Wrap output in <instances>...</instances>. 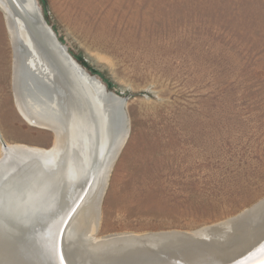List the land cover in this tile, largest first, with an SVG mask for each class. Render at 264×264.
I'll use <instances>...</instances> for the list:
<instances>
[{
  "label": "rangeland",
  "instance_id": "1",
  "mask_svg": "<svg viewBox=\"0 0 264 264\" xmlns=\"http://www.w3.org/2000/svg\"><path fill=\"white\" fill-rule=\"evenodd\" d=\"M36 2L73 59L127 97L96 236L193 230L264 198V0ZM7 31L0 9V137L50 147L15 108Z\"/></svg>",
  "mask_w": 264,
  "mask_h": 264
},
{
  "label": "bare ground",
  "instance_id": "2",
  "mask_svg": "<svg viewBox=\"0 0 264 264\" xmlns=\"http://www.w3.org/2000/svg\"><path fill=\"white\" fill-rule=\"evenodd\" d=\"M17 1L30 13L28 0ZM10 6L9 0H0L8 36L13 45L19 40L27 47L15 48V108L30 125L52 130L54 141L47 148L7 144L23 150L7 163L1 146L0 264H52V246L64 221L60 238L65 264H264V198L193 230L95 235L112 158L129 134L122 110L126 101L107 89L103 93L104 84L86 76L85 69L84 79L76 74L75 83L99 107L93 105L92 117L77 108V92L48 54L32 48L31 32ZM75 111L82 113L79 118ZM88 180L82 200L69 214ZM195 230L202 233L191 234ZM200 233L207 242L186 245L180 239ZM183 250L188 251L182 255ZM172 251L179 254L169 256Z\"/></svg>",
  "mask_w": 264,
  "mask_h": 264
},
{
  "label": "water",
  "instance_id": "3",
  "mask_svg": "<svg viewBox=\"0 0 264 264\" xmlns=\"http://www.w3.org/2000/svg\"><path fill=\"white\" fill-rule=\"evenodd\" d=\"M9 1H10V4L12 5L10 7H12L16 16L19 19L24 20L26 27L28 28V30L32 34V39H31L32 40V43H31L32 48L35 50H36V48H40L41 50H43L46 53V55L48 54L47 56H50L49 58L52 60V64L56 65V67H54V68H57L58 71L64 73L65 78L69 82V85H70L71 89L73 90V92H77V94L79 96L77 98V100L80 104V105H78L77 108H79L80 110H83L87 116H88V113L91 116V113L94 110L93 105L95 104L96 107H99L98 106L99 104L97 101L95 103H93L90 99L88 100V98L86 96H84V94L82 92H80V89L77 88V85H76L75 80H74V79H76V74L84 79V76H82V75H83L85 69L73 59V57L68 53L66 47L60 43V41L57 38L54 31L51 29V27L46 22V18L43 17L42 12L40 10V7L38 6L36 0H28V3H29L28 6L30 7V13L25 12L24 6H22V4L20 2H18L17 0H9ZM9 45H11V49H12V53H13V61L15 58V48H17V46H18L19 50L21 49V47L23 49L27 48L26 45H24L19 40H18L17 45H13V43L10 40ZM52 54L55 57H53ZM70 71H72V72H70ZM87 75H88V73L86 72V76ZM12 88H13V83H12ZM105 91H106V87L103 86V93H105ZM115 96L121 98L120 96H118L116 94H115ZM122 98H123L124 102L127 100V97H125V98L122 97ZM108 99H112L113 101L116 100V98H112V97H110ZM14 103H15V100H14ZM122 110L124 112L123 114L126 115L124 107ZM75 114L79 118L82 113L79 114L78 111H75ZM126 125H127V123H126ZM126 125H125V127H126ZM128 133H129V131H128ZM127 136H128V134L125 136L126 139H127ZM93 141H94V143L96 142L95 137L93 138ZM0 142H1V146L4 150V157L3 158H6V163L11 161L10 159H12L13 154L15 155V153H17L18 151L23 152V150L15 149L14 147L10 148L7 144L4 143V141L1 139V137H0ZM125 142L126 141H124L122 143L119 150L116 152V157L114 156L112 158V161H111L112 165L115 163V160L118 157V153H120ZM40 156L44 157L42 154H40ZM111 170H112V167L110 168V171ZM110 171H109V173H110ZM90 180H88L86 182L85 187L83 188L80 196L76 199V201L73 205V209L69 212V214L78 206V204L82 200L85 192L87 191ZM65 216H67V215H65ZM64 225H65V221L58 228L57 234H56V239H55V245L52 246V264H61V262H62V264H65L63 261V258H62V253H61L62 252V246H61V238H60L61 237L60 232H61ZM203 231H205V230H203ZM198 232H201V231L200 230L191 231V234L194 235V233H198ZM201 233L199 235H196V236L191 237V238H188V235H186V237L183 235H180V239L182 238V242L186 245H189L192 243H197L196 241H198L200 243H202V241L207 242L208 240L207 239L205 240V238H204L205 236L201 235ZM191 234H189V235H191ZM187 251L188 250H183L181 252L182 255H184L183 252H187ZM167 254L169 256H172L174 254H179V253H175L172 251L169 253L167 252ZM48 255H49V253H48Z\"/></svg>",
  "mask_w": 264,
  "mask_h": 264
},
{
  "label": "snow or ice",
  "instance_id": "4",
  "mask_svg": "<svg viewBox=\"0 0 264 264\" xmlns=\"http://www.w3.org/2000/svg\"><path fill=\"white\" fill-rule=\"evenodd\" d=\"M61 264H62V262H61Z\"/></svg>",
  "mask_w": 264,
  "mask_h": 264
}]
</instances>
